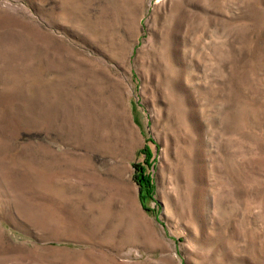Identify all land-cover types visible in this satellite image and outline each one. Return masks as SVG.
I'll use <instances>...</instances> for the list:
<instances>
[{
    "label": "rangeland",
    "instance_id": "1",
    "mask_svg": "<svg viewBox=\"0 0 264 264\" xmlns=\"http://www.w3.org/2000/svg\"><path fill=\"white\" fill-rule=\"evenodd\" d=\"M0 264H264V0H0Z\"/></svg>",
    "mask_w": 264,
    "mask_h": 264
},
{
    "label": "trees",
    "instance_id": "2",
    "mask_svg": "<svg viewBox=\"0 0 264 264\" xmlns=\"http://www.w3.org/2000/svg\"><path fill=\"white\" fill-rule=\"evenodd\" d=\"M142 181H144L142 187L144 189H147L148 192L151 191L152 190V185H151V182H150L149 179L148 180L145 179V171L142 172Z\"/></svg>",
    "mask_w": 264,
    "mask_h": 264
}]
</instances>
